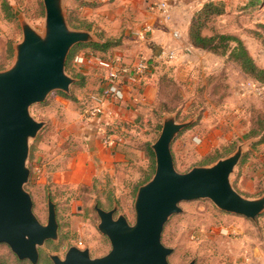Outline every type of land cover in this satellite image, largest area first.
Wrapping results in <instances>:
<instances>
[{"label":"rangeland","instance_id":"374dc122","mask_svg":"<svg viewBox=\"0 0 264 264\" xmlns=\"http://www.w3.org/2000/svg\"><path fill=\"white\" fill-rule=\"evenodd\" d=\"M114 1L66 0L69 25L91 31L100 42L109 40L117 42L112 46L118 45L121 26L126 21L115 20L118 12ZM213 1L220 3L224 12L208 17L202 33L238 37L256 64L264 67V0L254 7L247 6L246 0ZM6 4L11 7L6 8ZM22 19L44 33L43 0H0V71L14 62V46L23 35ZM177 41L179 45L172 48L180 50L179 57L159 62L160 69L154 77V83L158 82V98L131 126L137 132L136 143L140 145L139 151H132L134 165L140 160L146 164L131 180L127 179L125 188L122 186L126 177H100L95 172L98 163L94 162V155L97 154L91 152L84 139L87 131H91V121L83 112L79 94L87 96L97 81L82 66L73 64V56L66 70L70 75L88 72V88L80 90L83 86L75 84L66 93L73 99L57 91L45 102L30 107L31 115L46 125L30 140L31 176L25 187L31 192L37 218L47 223L48 200L52 198L59 223L58 237L39 247L37 264H54L50 255L64 258L72 245L89 248L92 257L104 256L111 250L109 238L98 227L100 217L96 204L106 209L117 205L115 217L122 213L131 224L135 223L138 187L154 175L156 167L153 149L152 155L147 146L157 139L168 116L177 122L189 123L172 144L174 164L179 172L210 165L229 156L245 142L246 149L231 174V183L246 197L258 198L264 194V142L256 145L264 136V84L257 91L259 82L230 58L229 51L215 53L198 48L189 38L186 41L177 37ZM80 49L81 46L76 51ZM94 74L98 75L97 69ZM208 154L217 158L207 163ZM78 161L85 165L80 182H67V171L73 170ZM179 205L182 211L169 218L162 232L163 244L173 248L168 255L171 264H188L192 260L196 264H264V211L253 220L223 211L209 198L182 201ZM0 264L33 263L18 258L8 244L0 243Z\"/></svg>","mask_w":264,"mask_h":264},{"label":"water","instance_id":"95a60500","mask_svg":"<svg viewBox=\"0 0 264 264\" xmlns=\"http://www.w3.org/2000/svg\"><path fill=\"white\" fill-rule=\"evenodd\" d=\"M65 1L43 0L44 33L22 19L23 35L14 46V62L0 71V243L8 244L18 258L33 264L39 260V247L58 237L59 224L52 198L48 200V221L43 224L25 187L31 176L30 140L46 125L31 115L30 107L44 102L53 92L69 93L76 81L66 70L72 48L100 41L91 31L69 25ZM188 124L177 122L173 116L164 119L159 136L151 144L156 160L154 175L137 190L134 224L122 213L115 217L117 205L110 210L95 205L98 227L109 238L111 250L92 257L89 248L72 245L64 258L50 255L54 264H171L168 255L173 248L163 244L162 232L169 218L182 211V201L209 198L223 211L256 220L264 211V194L246 197L230 179L247 144H239L232 154L210 165L179 172L172 144Z\"/></svg>","mask_w":264,"mask_h":264},{"label":"crops","instance_id":"0c3cea01","mask_svg":"<svg viewBox=\"0 0 264 264\" xmlns=\"http://www.w3.org/2000/svg\"><path fill=\"white\" fill-rule=\"evenodd\" d=\"M171 2L172 17L170 20H166L157 10L151 7L152 0H115L113 5H116L115 11L118 12L114 16L115 20L122 19L126 21L124 25L122 22L123 26L120 25L122 30L120 43L109 47L105 51L90 45H84L90 43L77 44L74 47L81 46V49L71 55L73 47L67 60L68 65V61L73 56V64L77 67L82 66L83 69L92 74L91 77L93 79H96L95 82L97 81V83L88 92L89 94L101 91L106 84L105 71L95 61L96 57L114 59L117 55H122L124 62L130 65L136 61L138 56L143 55L150 63L148 73L139 77L136 84H130L122 78L120 87L123 91V99L119 101L110 100L106 104L107 109L114 112V121L119 124L122 130H118V132L114 129V131L122 140L114 146L107 147L103 144L101 135L95 132L88 130L84 137L88 142L91 152H96L97 154L94 155V162L98 163L95 172L100 177L109 176L113 178L117 176V179L126 177L124 178L126 183L122 186L123 188L128 183L127 179L130 178L131 180L133 174L142 171V166L146 164V161L140 160L136 167L134 165L136 160L132 157V151H139L140 145L136 143L138 140L136 136L137 132L131 126L142 113H145L149 109V104L158 98V82L154 83V77L157 75L158 69H160L159 62L161 60L158 55L164 46H178L177 37L184 38L187 41L190 20L194 12L202 6L205 0H171ZM145 25H150L151 30L143 33L141 30ZM179 55L180 53L178 52V57ZM82 56L86 57L87 60L80 62L79 58ZM96 69L98 75L95 77L94 71ZM88 72H82L86 76L85 85L87 84V87H84V85L80 90H85L90 85ZM72 76L76 78L73 84L75 85L78 77L74 74ZM88 93L87 96H83L82 92L79 94L81 104L83 105V112H85L84 102L89 96ZM57 99L59 100V98ZM121 116L129 122H121ZM86 155L88 156V154ZM84 167L85 165L78 161L73 170L67 171L65 175L66 181L78 184L81 179V170H84ZM130 180L129 183L131 182ZM130 186L133 185L130 184ZM239 192L242 193L241 191Z\"/></svg>","mask_w":264,"mask_h":264},{"label":"built area","instance_id":"2783aa9c","mask_svg":"<svg viewBox=\"0 0 264 264\" xmlns=\"http://www.w3.org/2000/svg\"><path fill=\"white\" fill-rule=\"evenodd\" d=\"M171 0H152L151 7L154 8L166 20L172 17ZM151 30L150 25H145L142 32ZM142 33V34H143ZM178 51L175 48H163L158 57L162 60H173L177 58ZM86 57L79 58L80 62L86 61ZM95 61L105 71L106 84L101 91L89 94L84 102L86 117L90 119V128L92 132L101 135L102 142L105 146L111 147L116 145L122 139L116 135V131H120L119 124L114 121L112 110H108L106 104L110 100H122L124 95L120 87L121 79L124 78L130 84H136L138 78L145 75L150 68V63L143 55L138 56L132 64H126L122 55H117L114 59H104L96 57ZM261 83L258 84L259 91ZM121 122L128 123L129 121L122 116ZM118 131V132H119Z\"/></svg>","mask_w":264,"mask_h":264},{"label":"trees","instance_id":"16d2710c","mask_svg":"<svg viewBox=\"0 0 264 264\" xmlns=\"http://www.w3.org/2000/svg\"><path fill=\"white\" fill-rule=\"evenodd\" d=\"M246 1H247L246 5L252 7L257 6L262 2V0H246ZM10 7L11 6H9V4H6V8H10ZM223 12H224V8L221 6L220 3L214 2L213 0L205 2L194 13V15L190 20L188 27V38L190 43L195 47L206 49L215 53L217 52L227 53L229 51L230 58L235 60L248 75L253 77L255 81L264 84V67H261L256 64L248 48L241 39H239L238 37L232 34H226V33H214L211 35H204L202 33V30L205 27L208 17H211L213 15H219ZM232 42H235V45H232ZM114 44H117V42L106 40L103 42H94L84 45H90L94 48L105 51ZM77 47L79 46L74 47L71 55L76 51ZM74 75L78 77V81L76 82V85L84 86L86 83V76L81 72H75ZM61 94L67 96L70 99H73L71 95H68L64 92H61ZM257 135H260V133H257ZM263 142H264V136H261V138L257 141L256 145L261 144ZM147 150L148 152H150V154L153 155L150 144L147 146ZM210 155H214V154H208L206 156L205 161H207V163L212 162L217 158L215 156L211 157Z\"/></svg>","mask_w":264,"mask_h":264},{"label":"flooded vegetation","instance_id":"af4514ba","mask_svg":"<svg viewBox=\"0 0 264 264\" xmlns=\"http://www.w3.org/2000/svg\"><path fill=\"white\" fill-rule=\"evenodd\" d=\"M56 204V203H55ZM101 207V206H100ZM102 208H104V207H102ZM104 209H106V208H104ZM112 209V208H111ZM106 210H110V209H106ZM56 215H57V207H56ZM59 224V223H58ZM80 245H82L83 244V242L81 241L80 243H79Z\"/></svg>","mask_w":264,"mask_h":264}]
</instances>
